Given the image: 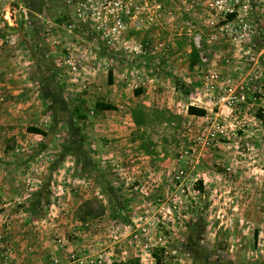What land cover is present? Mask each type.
I'll return each mask as SVG.
<instances>
[{
    "label": "rangeland",
    "instance_id": "374dc122",
    "mask_svg": "<svg viewBox=\"0 0 264 264\" xmlns=\"http://www.w3.org/2000/svg\"><path fill=\"white\" fill-rule=\"evenodd\" d=\"M47 1L53 10L61 7L64 31L73 34L54 57L63 80L47 83L41 38H34L35 56L28 42L22 43L31 55L0 39V127L29 133L32 142L18 146L35 153L31 168L16 170L20 190L10 200L26 225L19 231L23 256L15 258L3 237L0 264H154L156 250L160 264H264V4L254 8L261 22L235 38L192 0H147L145 7H128L124 28L107 42L91 19L75 15L73 0ZM22 2L0 0V18L9 22ZM141 65L156 66L159 78L188 92L160 107L128 103L125 92L139 93L151 79L137 71ZM23 78L34 103L14 95ZM89 79L97 86L79 90L75 80ZM115 103L120 117L134 109L139 121L131 115L130 124L121 121L130 140H124L127 151L111 145L118 157L105 147L117 140L106 137L112 121L92 117L97 106ZM187 103L205 114L189 116ZM16 106L27 119L15 120ZM46 163L54 168L46 170ZM41 167V181L26 175ZM253 177L256 186L247 184ZM11 212L0 216V226L17 221Z\"/></svg>",
    "mask_w": 264,
    "mask_h": 264
},
{
    "label": "crops",
    "instance_id": "0c3cea01",
    "mask_svg": "<svg viewBox=\"0 0 264 264\" xmlns=\"http://www.w3.org/2000/svg\"><path fill=\"white\" fill-rule=\"evenodd\" d=\"M17 4H19L17 7L12 5V6H14V9L12 10L13 12H11L9 22H5L4 20H2L0 18V39L4 40V43H6V41H8L7 39L9 38L12 41L11 47L13 48V50H15V48L24 50L25 45L23 43L28 42V48L29 47L31 48L30 49L31 54H33V52H34V56H35L36 50H38V47H37L38 44L35 43L34 38H36V39H37V37L41 38L40 50L42 52V56H44V58H46V62H45L46 63V66H45L46 71H45L44 75L48 80L47 83H49V84L55 83L56 82L54 79L55 76H56V79L61 77V80H63V74L62 73L65 70L61 66L56 65L57 58H54V57L57 54H59L60 52L62 54L64 53L61 45L63 44V41L66 40L68 37L73 38V34L71 35V34H68L64 31L65 26L61 22V20L59 19V16H61L60 15V13H61L60 8L61 7L56 6V9L54 8V10H53V8L51 7L50 3L47 0H43L41 4H39L37 2V0H23L22 4L24 5V7H22L20 3H17ZM23 9H25L28 12L27 16H24ZM38 9H41L40 15H35L36 11L39 13ZM46 9H47V16H46ZM8 11L10 12V9ZM4 12H5V10L1 11L0 17L3 15ZM18 13H21V14H18ZM258 16H259L258 13H256L254 11V13L251 17L255 21L261 22L260 20H258ZM38 17H40V18H38ZM47 25L50 29H48ZM41 32H42V36H41ZM1 40H0V47L2 45H4L2 43L3 41H1ZM26 50H27V48L25 49V51ZM27 52L29 53L28 50H27ZM94 54H96V53H94ZM177 55H178V53H177ZM14 56L16 57V55H14ZM176 57H177L176 55H174V56L171 55L170 59L175 60ZM0 61L2 62V60H0ZM15 61L17 62V58L14 59V62ZM171 65L172 64L169 62H168V64H166L165 67H166L167 71H168L169 67H171ZM182 66H183V64H182ZM172 67L174 69L171 70L170 72L176 73L178 70L177 69L178 64L175 62V65H173ZM193 67H194V65L191 64L189 66V68H190L189 71H188L187 66L184 70L186 71V73H189V72L193 71ZM49 68H50V70H52V73L49 72ZM30 69H31V66H30ZM136 69H137V71L144 74V78L149 77L151 79H148V81L145 80V82L147 81V83H146V85L144 84L143 87H140L139 93L134 95L133 91L125 92L124 98L127 99L128 103H131L134 101H139L141 99V101L143 103H145L146 105H150V106L159 105V107H160V106H162L163 103H165V104L168 103L169 99L172 103L174 98H177L178 95H181L179 90L176 88V86L174 85V83L172 81L165 80L166 78L164 79L162 77L159 78V76H158L159 70L156 69V66L152 67V69H151V67H149L147 65H145V66L141 65V66L136 67ZM110 71H111V73H113L112 69H110ZM29 73H31V76H29V74H28L29 80H31V81L34 80L35 72L30 71ZM151 73H153V74H151ZM189 74H191V73H189ZM41 78H42V76H41ZM41 78H40V81H41ZM44 80L46 81L45 78L43 79V81ZM43 81H41L42 87L47 88L46 86H44ZM75 81L78 82L76 86L79 88V90H81V89L85 90V89H88V87L91 88L92 86H93V88H95V86H97V85H93L94 82L90 79H89V81H84V82H82L81 80H75ZM112 81H114V83L117 84V82H116L117 80L113 79ZM57 84H60V82L57 81ZM107 84H108L107 87H109V89H111L110 87L116 88L115 84H113L112 82H107ZM27 85H29V84H28L26 78H23L19 83H17L15 85L14 95L16 97H20L19 99L27 100L30 97L29 92H31L30 91L31 87H29ZM118 87H120V85H118ZM120 88H122V86ZM120 90H123V89H119L118 91H120ZM31 94H32V92H31ZM117 96L121 97V95H119V94ZM29 100H30V103H32V102L34 103V98H29ZM42 101H44L45 104L47 103L45 100H42ZM116 101L117 100H115V102ZM24 102H26V101H24ZM116 103L113 104V105H115V107L112 109L108 108V107L99 108V110L95 111V113L92 117H93V120L95 119L96 121H106L107 119H108L107 121H109V120L112 121V122H110L111 128L109 131H110V133H112V132L113 133H112V135H109L106 137L111 138V139L115 138L117 140H113L112 141L113 144H110V145L106 144L105 147H106V150L109 149L111 151L110 153H112L116 157H118L117 154H118L119 150L117 151L114 148L111 149V145H112V147H119V146L123 145L122 148L121 147L118 148V149H122V151H124V148L127 146L124 143V140H126V139L130 140L129 139V132H128L129 130L124 129L125 125L121 121L127 122V125L130 124V122H128V119H130V112L127 111L126 113L122 114L123 117H120L118 115V113H120L121 111H120L119 106L116 105ZM187 105H191V104L187 103ZM22 109L23 108H21V106H19V108H18V106H16L12 110L11 114L13 115L14 118H16L15 120H22V119L28 118L29 115L27 113L24 114L22 112ZM9 114H10V112L8 113V116H9ZM189 116H192V114ZM98 117H100L101 119H98ZM1 120H2V117H1V113H0V123H1ZM114 121H116V122H114ZM48 137L50 138V136H48ZM50 140L52 141V139H50ZM122 140H123V142H122ZM27 141L32 142V137L29 133L24 132L23 129L17 130L16 128H10L9 129V128H5V127H0V216L3 217L5 212L7 214V211H12L11 213L8 214V217L13 219V220H15V218L17 219V221L15 223L10 222L9 226H6V225L0 226V243L2 241V238L6 237V239H8V241H9V244H10L9 246L11 248L13 256L15 258H17L18 260L22 259L23 254L19 253V250L22 249L24 246L22 243L23 238L20 237L19 233L21 232V230L24 229V227L26 228V225L24 224V219H19L20 210L14 211L13 209H11L12 202L10 200L11 199L12 200L17 199L18 198L17 196L19 195L20 189H19L18 185H20V183L18 182L19 176L17 175L16 170L18 168L29 169V168H31V164L33 162V157H34L35 153H33V151H31V150L28 151L27 147H23V146L19 147L18 146V144L26 143ZM42 143H43V141H42ZM41 144L37 147L39 150L42 149ZM47 146H49V143H47ZM19 148L21 149L20 152L18 150ZM100 149L104 150V147L100 146ZM106 150L103 153H105ZM125 151H127V147H126ZM100 153H102V152H100ZM23 156H25V158L22 159ZM58 159H59V155H58ZM115 164H117V163H115ZM49 165H50V169L54 168V165L52 166L51 164H47V163L44 166L46 167V170L50 171ZM256 165L259 166L258 164H256ZM40 169H41L40 172L32 173V174H26V175H28L30 177L29 179H35L36 181L37 180L41 181V179L43 177L42 174H43L44 170L42 167ZM56 171L59 172L60 174H62V172H63V170H59V169H57ZM47 175L52 176L51 173L47 174ZM22 179L24 180V177ZM247 184L250 186H256L258 184V177L251 178L249 180V182H247ZM252 190H251V192H252ZM254 195H256V194H254ZM25 222H26V220H25ZM18 227H21V229H19ZM11 256H12V254H11ZM38 259L39 258L36 259V257H33V262L36 263V261H38ZM14 262L15 261L11 260V262L9 264H13ZM33 262H31V263H33Z\"/></svg>",
    "mask_w": 264,
    "mask_h": 264
},
{
    "label": "built area",
    "instance_id": "2783aa9c",
    "mask_svg": "<svg viewBox=\"0 0 264 264\" xmlns=\"http://www.w3.org/2000/svg\"><path fill=\"white\" fill-rule=\"evenodd\" d=\"M192 1L217 16L226 27V31L235 38L240 37L241 34L244 35V30H248L252 23L257 22L251 17L255 11L254 8L256 5L264 4V0ZM135 3L145 7L147 0H73L72 6L75 15L81 21L85 22L86 18L91 19L95 30L101 33V37L107 42H112L126 23L122 14L128 13L130 9L128 7Z\"/></svg>",
    "mask_w": 264,
    "mask_h": 264
},
{
    "label": "trees",
    "instance_id": "16d2710c",
    "mask_svg": "<svg viewBox=\"0 0 264 264\" xmlns=\"http://www.w3.org/2000/svg\"><path fill=\"white\" fill-rule=\"evenodd\" d=\"M192 62H193V58L191 56L190 65L192 64ZM175 86L183 94H186L188 92L186 86H183L182 84H176L175 83ZM133 93L134 94H137L138 93V90L137 89H134L133 90ZM97 108H100V107L97 106ZM186 113L187 114H192V115H197V116H202V115L205 114V110L203 108H200V107H197V106H194V105H187L186 106ZM130 115H131V118H132L133 122L138 125L139 124V121L137 120V117H138L137 116V110L132 109L131 112H130ZM147 146L148 145H145L144 148H146ZM109 201H110V203H112V200L110 199V197H109ZM89 213H91V212H87V213L84 212V215H87V214L88 215H91ZM158 251L159 250H156L155 252H152L151 253V255L154 258V264H160L161 263V260H162V256L160 254L156 253Z\"/></svg>",
    "mask_w": 264,
    "mask_h": 264
}]
</instances>
